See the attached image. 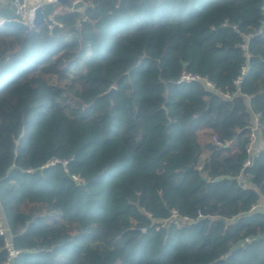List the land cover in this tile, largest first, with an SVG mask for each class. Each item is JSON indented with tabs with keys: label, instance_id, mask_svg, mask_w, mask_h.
<instances>
[{
	"label": "trees",
	"instance_id": "1",
	"mask_svg": "<svg viewBox=\"0 0 264 264\" xmlns=\"http://www.w3.org/2000/svg\"><path fill=\"white\" fill-rule=\"evenodd\" d=\"M9 1L0 220L16 264H264V212L251 211L264 195V0L44 2L45 23L24 30L1 26ZM184 70L216 90L179 82Z\"/></svg>",
	"mask_w": 264,
	"mask_h": 264
},
{
	"label": "built area",
	"instance_id": "2",
	"mask_svg": "<svg viewBox=\"0 0 264 264\" xmlns=\"http://www.w3.org/2000/svg\"><path fill=\"white\" fill-rule=\"evenodd\" d=\"M3 1V0H0ZM6 1V0H5ZM44 2H55V0H42V2L32 6L29 3V0H10L9 5L12 7L17 20L25 22V23H31V20L33 18V10L37 5H42ZM240 79V78H239ZM239 79L235 82L238 83ZM193 81L202 82L209 90L215 91L216 86L213 82H211L207 77H202L198 74H194L191 72H188L184 70L179 78V82L181 83H190ZM213 140L218 143V139L214 136ZM258 117L254 116V122L250 130L249 134V141L246 147V151L250 156H256L259 154L261 148L258 147ZM250 164V159H248L245 162V165ZM72 179H74L77 182L82 181V178L78 175H71ZM257 209V205H254L251 208V211H254ZM175 213V211H173ZM0 236L3 237V248L6 251V259L4 261V264H16V259L18 258L20 251L16 249L13 240L12 235L8 229L6 220L2 218L0 220ZM250 241V238H246L244 243H247Z\"/></svg>",
	"mask_w": 264,
	"mask_h": 264
},
{
	"label": "water",
	"instance_id": "3",
	"mask_svg": "<svg viewBox=\"0 0 264 264\" xmlns=\"http://www.w3.org/2000/svg\"><path fill=\"white\" fill-rule=\"evenodd\" d=\"M72 0H55L56 3H58L59 5H66L69 2H71ZM86 3L83 0H75L72 2V7L71 10L76 12V11H81L83 9L86 8ZM45 23V17H44V13H43V5H37L34 10H33V18L31 20V23H25L22 21H19L17 19H4L1 21V26L3 27H9L12 29H20V30H24V29H28L30 27H41L43 24ZM114 87H112L106 94L107 95H111L112 92L114 91ZM192 167H189L187 170L191 169ZM224 178H229L231 179V177L229 176H221L215 179V181H219L222 180ZM162 222V221H159Z\"/></svg>",
	"mask_w": 264,
	"mask_h": 264
},
{
	"label": "crops",
	"instance_id": "4",
	"mask_svg": "<svg viewBox=\"0 0 264 264\" xmlns=\"http://www.w3.org/2000/svg\"><path fill=\"white\" fill-rule=\"evenodd\" d=\"M3 1H5V0H3ZM40 2H42V0H29V3H30V5H32V6H34V5H36V4H38V3H40ZM258 147H260L261 148V143H260V141H258ZM239 180H240V182H244L243 180H242V178L240 177L239 178ZM245 186H250V187H252V185L251 184H249V183H243ZM260 200L262 201V204H263V207H262V209H256V210H259V211H263L264 212V195L263 194H261L260 193Z\"/></svg>",
	"mask_w": 264,
	"mask_h": 264
},
{
	"label": "rangeland",
	"instance_id": "5",
	"mask_svg": "<svg viewBox=\"0 0 264 264\" xmlns=\"http://www.w3.org/2000/svg\"><path fill=\"white\" fill-rule=\"evenodd\" d=\"M262 207H263L262 201L259 199L257 204V209H262Z\"/></svg>",
	"mask_w": 264,
	"mask_h": 264
}]
</instances>
